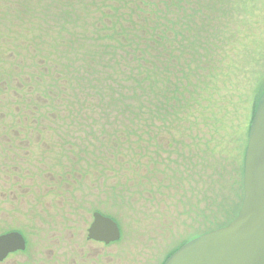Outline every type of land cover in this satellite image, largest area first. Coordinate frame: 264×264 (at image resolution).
Masks as SVG:
<instances>
[{"label": "rangeland", "instance_id": "1", "mask_svg": "<svg viewBox=\"0 0 264 264\" xmlns=\"http://www.w3.org/2000/svg\"><path fill=\"white\" fill-rule=\"evenodd\" d=\"M163 3L0 0V236L26 240L0 264H163L238 216L264 0L182 2L145 82L135 42ZM95 212L120 241L88 240Z\"/></svg>", "mask_w": 264, "mask_h": 264}, {"label": "water", "instance_id": "2", "mask_svg": "<svg viewBox=\"0 0 264 264\" xmlns=\"http://www.w3.org/2000/svg\"><path fill=\"white\" fill-rule=\"evenodd\" d=\"M243 189L242 206L233 221L184 244L164 264H264V91L249 131ZM120 239L118 223L95 212L88 240L110 245ZM25 250L21 233L0 236V263Z\"/></svg>", "mask_w": 264, "mask_h": 264}, {"label": "trees", "instance_id": "3", "mask_svg": "<svg viewBox=\"0 0 264 264\" xmlns=\"http://www.w3.org/2000/svg\"><path fill=\"white\" fill-rule=\"evenodd\" d=\"M122 1H124L125 2V0H122ZM159 1V0H158ZM164 3H163V7L166 9V11H165V16H168L165 20H166V22H164V25H165V30L164 29H162V28H159L160 27V22H159V19H158V16H156V14H157V12H155V14H154V16L156 17V20H155V24H156V26L157 27H154L153 28V26H150V29L149 30H152L151 32H147V35L146 36H144L142 39H144L143 41H144V45H145V47L144 48H139V47H141V45H140V42H135V45H136V50H138L140 53H141V51H142V53H144V57H145V54H146V57H148L146 60H145V58L143 59L142 58V55H141V57H140V59L141 60H139L138 59V62L136 63V64H138V70H140V69H145V71H146V75H147V77L145 78V79H143V81H150L151 80V82L152 81H160L161 80V78L159 77V73H160V67L159 66H165L164 68H165V70L168 68V66L170 65V64H172V63H169V65H166V64H164V60L162 61L161 59H159V54H158V56H157V54H156V56H154V55H152V54H149L148 53V50H150V51H152L153 53H155V52H158L157 50L161 47V49H162V51H163V54L165 53V51L166 52H170L169 50V48H175V44L176 45H181L180 43L178 44L177 43V40L176 39H173L172 41H169V39L166 37V34H167V31H169V30H171V29H173L174 30V28L177 26V24H178V26H180L179 25V15H180V9H182V6H180V4H182V2H185L187 5H197V2L198 1H200V0H195V2H192V0H169V2H166L165 0H162ZM190 6H187V8L190 10V8H189ZM134 9H130V14H134V11H133ZM163 13H164V11H163ZM171 16H174L175 18H176V20H175V22L172 24L171 23V21L169 20V18L171 17ZM196 16V14L194 13V15H191L190 17L191 18H194ZM131 19H133L134 17L133 16H131L130 17ZM166 23H169L170 24V26H166ZM159 26V27H158ZM204 27H206V26H204ZM163 31H162V30ZM179 30H180V28H179ZM130 31V29H125V27H122V31L119 33V35L120 36H122V35H124V36H128V38H132V39H134V40H136V39H138V37L136 36V35H131V34H128V32ZM165 31V32H164ZM185 31H187V29L185 30ZM144 33H146L145 31H144ZM208 33L209 32H207V39H208V41H210V37H209V35H208ZM114 35L115 36H117V34H113V39L115 40V37H114ZM123 36V37H124ZM197 37V33H196V35H195V38ZM168 43V44H167ZM173 51V50H172ZM106 54V53H105ZM166 54V53H165ZM166 55H161V57L160 58H162V57H165ZM148 59H151L152 61L151 62H148ZM176 58H172L171 60H169V61H174ZM134 60H136V58H134ZM134 62H136V61H134ZM133 62V63H134ZM151 64L150 65V69H146V67H145V64ZM252 64H254L253 66H257L258 68H260V65L258 64V63H252ZM219 67V66H218ZM172 72V71H171ZM173 73V75H175L174 74V72H172ZM258 75V76H257ZM256 79H258L257 81H259L256 85H255V92H254V96H255V98L253 99V101H254V103H255V100L257 99L256 97H257V95L258 94H256V92L259 90V87H260V83H262L263 82V79H264V77L263 76H261L260 75V73H256ZM260 80H262L261 82H260ZM264 83V82H263ZM212 84H218V82H216V81H213V83ZM214 89H216V88H214ZM169 90V89H168ZM172 89H170V91H171ZM172 96H174V93H173V95ZM253 103V104H254ZM255 105V104H254ZM188 243V242H187ZM178 250V249H177ZM176 250V251H177ZM175 251V252H176ZM175 252H173L172 254H170L167 258H169L171 255H173ZM164 264V263H163Z\"/></svg>", "mask_w": 264, "mask_h": 264}]
</instances>
